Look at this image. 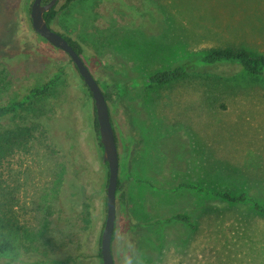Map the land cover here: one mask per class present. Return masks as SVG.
<instances>
[{"label":"rangeland","instance_id":"374dc122","mask_svg":"<svg viewBox=\"0 0 264 264\" xmlns=\"http://www.w3.org/2000/svg\"><path fill=\"white\" fill-rule=\"evenodd\" d=\"M33 0H0V106L60 77L4 128L33 127L0 162V214L20 260L0 264H103L108 167L95 136L94 102L70 57L33 29ZM56 4L51 26L76 40L104 91L120 167L112 250L116 264H264V80L238 65L195 68L162 86L116 94L112 82L151 74L211 48L264 54V0H77ZM25 54H28L27 57ZM107 85V86H106ZM108 85H110L108 87ZM127 85V84H126ZM156 137L143 143L138 122ZM158 186L180 181L244 193L231 203ZM89 198V199H88ZM190 215L159 223L168 215Z\"/></svg>","mask_w":264,"mask_h":264},{"label":"trees","instance_id":"16d2710c","mask_svg":"<svg viewBox=\"0 0 264 264\" xmlns=\"http://www.w3.org/2000/svg\"><path fill=\"white\" fill-rule=\"evenodd\" d=\"M49 1V0H47ZM77 0H66L65 6L75 2ZM55 5L49 11L45 12V19L49 24L55 21L58 10ZM69 42L75 47V49L82 55L83 48L81 45L71 37L63 34ZM28 54H25L27 57ZM219 65H238L242 68V71L250 75L253 79L264 80V54L255 53L245 47H234V46H225V47H216L211 48L203 53L195 54V56L188 58L186 61L179 62L173 66L167 67L162 70H157L151 74L142 75L139 78L128 79L126 81L117 83L112 82V86L116 89V94L119 97L126 96L133 89L140 88H152L155 86H162L167 83L174 81L177 78L184 76L188 73L189 69L195 68V75L211 77L215 76L216 78L222 77L219 75H214L211 73ZM60 77V72H54L50 78L43 84L32 88L27 93L23 94L16 100L8 103L7 105L0 106V162L9 154H11L16 146L19 145L23 140L30 139L33 133V127L29 125H15L14 127L4 128V122L9 118H15L17 114L23 111L28 105H30L34 100L45 97L49 95L53 89L56 87L57 82ZM223 78V77H222ZM99 84L101 81H99ZM127 84V85H126ZM102 84H100L101 86ZM107 86V85H106ZM110 85H108L109 87ZM107 100L112 101L113 95L110 92L104 91ZM88 97H91L88 88H87ZM92 98V97H91ZM95 110V107H94ZM112 119V117H111ZM113 123V119H112ZM140 135H142L143 143L145 147L151 144L156 137V127L152 122L151 118L147 117L143 121L138 123ZM114 126V125H113ZM93 128L95 136L97 138L98 145L101 149L103 146L100 142L99 130H98V121L96 118V113L94 115ZM116 140L117 136H116ZM106 164V163H105ZM107 166V164H106ZM108 176V172H107ZM133 180H138V182H143L148 186L164 191L166 193H175L181 190H190L195 193H203L211 195L228 201L231 203H242L247 200V196L244 193H236L227 188H214L208 185L199 183L197 181H180L172 186H158L153 181L147 178H133ZM108 181V180H107ZM107 184V182H106ZM120 183H118V188ZM89 199V198H88ZM254 208L260 213L264 214V203L254 202ZM191 216L182 212L173 213L165 217L159 223L163 225L170 224L171 221H182L186 222L191 226V228L196 227V221L191 220ZM6 231V223L4 218L0 214V259H12L19 261L20 260V250L18 248L17 242L8 234ZM113 235V239L115 236ZM99 257L101 253L99 250Z\"/></svg>","mask_w":264,"mask_h":264},{"label":"water","instance_id":"95a60500","mask_svg":"<svg viewBox=\"0 0 264 264\" xmlns=\"http://www.w3.org/2000/svg\"><path fill=\"white\" fill-rule=\"evenodd\" d=\"M59 0H33L30 17L34 31L54 47L64 51L78 70L84 84L93 99L100 142L103 146V162L108 167V182L106 187V219L100 237V253L103 264H116L112 241L116 226L117 190L119 183V151L116 132L111 119L109 101L99 82L86 64L82 55L69 40L55 30L45 19V12L53 8Z\"/></svg>","mask_w":264,"mask_h":264},{"label":"clouds","instance_id":"9594fccd","mask_svg":"<svg viewBox=\"0 0 264 264\" xmlns=\"http://www.w3.org/2000/svg\"><path fill=\"white\" fill-rule=\"evenodd\" d=\"M123 264H133L132 258L130 256L126 257L123 261Z\"/></svg>","mask_w":264,"mask_h":264},{"label":"flooded vegetation","instance_id":"af4514ba","mask_svg":"<svg viewBox=\"0 0 264 264\" xmlns=\"http://www.w3.org/2000/svg\"><path fill=\"white\" fill-rule=\"evenodd\" d=\"M42 2H43V3H46V2H48V1H47V0H42ZM57 3H58V2H57Z\"/></svg>","mask_w":264,"mask_h":264}]
</instances>
